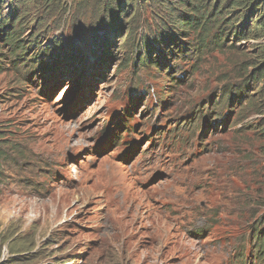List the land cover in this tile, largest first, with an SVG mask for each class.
Instances as JSON below:
<instances>
[{
    "label": "rangeland",
    "instance_id": "obj_1",
    "mask_svg": "<svg viewBox=\"0 0 264 264\" xmlns=\"http://www.w3.org/2000/svg\"><path fill=\"white\" fill-rule=\"evenodd\" d=\"M135 1L132 37L127 13L96 77L86 59L73 71L51 49L58 41L85 51L100 0L4 4L3 15L14 3L26 12L23 46L43 29L35 48L51 52L26 81L4 67L10 47L0 39V264H264V117L247 107L257 86L243 88L248 104L225 103L263 39L188 52L177 65L166 55L185 77L175 85L131 66L129 41L152 38L162 16L152 0ZM217 102L227 120L215 129L207 120ZM208 104L211 113L187 129ZM160 127L161 137L148 138Z\"/></svg>",
    "mask_w": 264,
    "mask_h": 264
},
{
    "label": "trees",
    "instance_id": "obj_2",
    "mask_svg": "<svg viewBox=\"0 0 264 264\" xmlns=\"http://www.w3.org/2000/svg\"><path fill=\"white\" fill-rule=\"evenodd\" d=\"M7 1L11 2L13 0H0V39L10 47V51L4 57L6 59L4 67H7V63L12 70L16 71L18 69L22 79L26 81L29 80V76H38L40 71L46 69L43 57L44 55L49 57L51 50L52 54L58 57L56 60L61 66L70 65L74 71L85 56L90 58L86 73H91L92 70L90 71V69L101 64L105 58H110L109 46L111 43L109 40H112L111 35H115L121 30L120 17L127 15V13H130V17H128L129 26L126 28V38L132 37L130 33H133L134 28L129 21L135 14L136 1L100 0L103 3L102 10L97 9L98 6H96L94 14L96 18L92 22L94 27L93 29L89 28L96 32L90 34L91 37L88 40L90 46L87 51L86 49L84 51L81 47L76 49L77 44H74V47H64L58 41L54 42L51 50L43 47V44L35 48V44L38 43L37 37L39 38V33L43 29H39L38 33L34 35L32 44L23 46L25 32L22 28V22L26 12H19L17 4L14 3L13 5L12 2L17 10L11 12L10 15H3L4 4ZM152 2L162 13L157 25L159 30H155L154 36L150 39L143 40V38H140L139 43H135V40L129 41L131 66L140 69H152L158 74L168 76L167 79H170V82L179 85L185 77L177 78L175 76V71H171L166 55L172 56V60L177 64L178 62L187 61L188 52L196 51L199 55L201 54L200 51L204 53L209 49L221 52L235 47L234 42L261 37L263 41L256 46L255 59L250 58L254 62H249L245 67L247 77L245 75L244 81L231 86L233 93L229 91L225 93V103L230 99L233 104L238 103V101L248 104L250 99L243 88L248 86L249 82H252L257 86V93L252 97L254 102L247 107L254 109L255 114L264 117V0H230V2L228 0H152ZM228 8H230V11H225ZM221 24L223 31L219 30ZM230 29L232 30L230 31ZM191 34H195L193 38H189ZM229 36L231 39H229ZM194 39H197L196 47L192 43ZM171 44L174 48L170 47ZM153 52H156L157 55L155 59L151 57ZM163 64L168 65L166 71L161 69ZM2 69L3 67L0 65V73L3 71ZM97 70H94L96 76ZM51 71L52 69L48 72ZM79 73L80 71L77 72V77ZM81 96H85V93H82ZM217 105H220V102H217L214 107ZM233 108L235 109L236 106H233ZM205 109L206 114L211 113L210 108L203 107L200 110L202 112L194 116V121L189 125V130L191 127L192 130L195 128L194 122L202 118ZM214 111H216L214 120L211 121V118H209L207 122L212 123V126L217 129V122L225 124L227 118L224 117L223 120H219L220 113L216 109ZM128 131V129L125 130V132ZM261 135L264 140V125L262 126ZM262 238L264 240V236ZM259 249H264V241L260 242ZM56 264L76 263L69 261Z\"/></svg>",
    "mask_w": 264,
    "mask_h": 264
},
{
    "label": "bare ground",
    "instance_id": "obj_3",
    "mask_svg": "<svg viewBox=\"0 0 264 264\" xmlns=\"http://www.w3.org/2000/svg\"><path fill=\"white\" fill-rule=\"evenodd\" d=\"M66 69H68V68H66ZM73 72V71H72ZM92 73V72H91Z\"/></svg>",
    "mask_w": 264,
    "mask_h": 264
}]
</instances>
